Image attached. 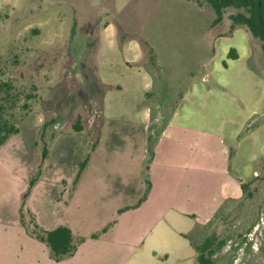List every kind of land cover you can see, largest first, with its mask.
I'll use <instances>...</instances> for the list:
<instances>
[{"label": "rangeland", "instance_id": "374dc122", "mask_svg": "<svg viewBox=\"0 0 264 264\" xmlns=\"http://www.w3.org/2000/svg\"><path fill=\"white\" fill-rule=\"evenodd\" d=\"M240 11L227 9L223 21L213 24L211 40L204 33L215 13L196 0H0V106L6 107L0 113L20 125L22 132L12 143L24 147L23 161L0 156V245L16 242L14 226L4 222L16 215L17 190L27 168L38 162L29 155L38 120L40 147L56 137L51 145L60 154L56 165L72 166L75 154L83 151L79 171L80 162L96 148L97 133L100 138L103 132L106 140L119 143L111 144L119 148L112 153L118 165H125L127 156L139 167L136 154L148 104L139 95L145 72L138 69L144 68L153 77V115H168L184 96L181 117L225 135L233 148L231 172L247 185L242 199L225 202L211 222L190 233L187 223L177 228L167 221L164 248L170 257L157 264H197L198 246L213 232L226 241L214 258L217 264H264V51L246 28L232 33L230 17ZM110 23L121 44L139 43L138 63L127 65L131 57L119 47L98 46ZM231 49L240 58H229ZM78 120L83 131L71 128ZM157 125L152 124L154 133ZM28 188L22 196L26 200ZM87 203L98 225L111 215L110 203ZM112 222L97 234L106 233ZM179 229L188 234L181 242Z\"/></svg>", "mask_w": 264, "mask_h": 264}, {"label": "crops", "instance_id": "0c3cea01", "mask_svg": "<svg viewBox=\"0 0 264 264\" xmlns=\"http://www.w3.org/2000/svg\"><path fill=\"white\" fill-rule=\"evenodd\" d=\"M210 22L204 34H210L211 40H214L213 19ZM104 42L111 48L119 47L125 55H129L131 58L126 61L129 66L142 58L139 43L131 40L121 44L118 41L114 24L104 28L98 46ZM211 50L214 53L213 46ZM138 72H145V86L139 90V95L148 104L143 117L142 142L136 154L140 160L139 167H133L130 163L132 157L127 156L123 157L126 164L118 165L117 154L113 156L112 153L117 152L119 148L114 147L119 143L109 142L102 132L75 185L83 151L74 155L72 166L63 167L54 163L60 155L57 149L51 150L50 163L47 164L46 160L43 165L42 175L26 200V208L41 228L51 231L66 226L75 237L85 239L74 256L57 262L43 242L29 235L20 218L22 196L32 174L39 167L38 158H42L35 143L41 124L38 120L29 139V155L38 162L27 168L26 177L17 190L14 201L16 215L5 217L10 220L4 222L6 226H14L16 242L13 246L0 245V264H157L170 257L164 248L167 221L171 222V227L176 225L177 228L187 223L190 233L198 225L211 222L225 202L243 198L241 176L231 172L233 148L227 143L225 135L218 128H197L189 124V119L181 117L179 107L183 105L184 96L168 115L154 116L155 105L151 102L156 95L153 77L144 68H139ZM154 123H162L165 128L156 140L151 163L146 164L151 125ZM21 132L20 129L0 148V156L13 158L14 161L24 156V147H19L23 144L12 143ZM233 133L231 137L237 138V132ZM130 142L133 151L134 143ZM111 144L115 146L111 148ZM213 181L216 191L213 190ZM87 201H93L97 206L112 205L108 208L111 215L102 218V225H98L94 214L89 212L92 208L89 209ZM0 215L3 217L4 213L0 212ZM111 222L114 225L106 233L92 237ZM8 231L9 228L5 232ZM176 235L181 242L188 234L179 229Z\"/></svg>", "mask_w": 264, "mask_h": 264}, {"label": "trees", "instance_id": "16d2710c", "mask_svg": "<svg viewBox=\"0 0 264 264\" xmlns=\"http://www.w3.org/2000/svg\"><path fill=\"white\" fill-rule=\"evenodd\" d=\"M198 3L204 2L209 5L215 13L214 25H218L224 19V13L229 8H234L237 10H242L236 14L231 15V31L233 32L236 27L241 26L247 29V31L256 39L261 42V48L264 51V0H196ZM229 58L237 59L238 54L235 49H231ZM1 86H7L10 88L8 83H4ZM28 108L27 105H24ZM6 109L4 105L0 106V111L3 112ZM75 131H83L84 127L81 125L80 120H78L71 127ZM165 125L160 123L157 125V132L154 133V127L151 125V135L149 137V154L152 159L154 156V145L157 138L161 135ZM20 125L16 126L11 124L4 116L0 113V148L8 141V139L19 133ZM43 138L45 134H40ZM56 140V137H52L51 141H46L45 144L40 147L39 139L36 140V146L41 149L42 161L38 170L31 176L28 188V194H30L39 181L42 175V168L46 160L50 157L51 145ZM99 140V134L92 144V148H95ZM90 154H87L85 159L80 162L78 175L74 181L76 185L84 171ZM243 192L247 188V185L241 184ZM251 196V195H250ZM20 218L22 225L26 228L30 236L36 238L37 240L43 242L49 249L51 257L57 261L61 262L68 258H71L77 252L79 246L85 241L84 238H77L73 235L70 228L66 226L58 227L54 230L47 231L41 228L35 217L26 208V199H22L20 207ZM29 218V219H28ZM99 234H94L92 237L97 238ZM225 240H219L216 232L208 237L200 246H198V262L197 264H217L214 259L215 256L222 251Z\"/></svg>", "mask_w": 264, "mask_h": 264}]
</instances>
